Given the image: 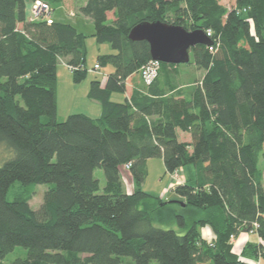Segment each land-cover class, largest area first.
Returning <instances> with one entry per match:
<instances>
[{"label": "trees", "instance_id": "1", "mask_svg": "<svg viewBox=\"0 0 264 264\" xmlns=\"http://www.w3.org/2000/svg\"><path fill=\"white\" fill-rule=\"evenodd\" d=\"M33 1L0 0V144L9 150L0 160V264L16 247L26 255L10 264H245L240 257L264 256L252 244L237 255L230 242L253 223L264 240V0H85L79 14L92 22L91 36L113 51L95 65L113 72L103 86L89 84L99 117L63 121L57 65L64 61L74 84L85 79L86 35L52 18L64 0H42L52 9L38 20L29 16ZM153 21L210 32L213 44L193 47L187 64L161 63L150 85L141 79L129 93L130 78L151 57L147 42L128 34ZM186 65L203 75L180 88L172 69ZM152 158L170 175L187 168L172 189L179 203L143 190ZM40 184L48 188L33 210ZM205 226L212 241L199 231Z\"/></svg>", "mask_w": 264, "mask_h": 264}, {"label": "rangeland", "instance_id": "2", "mask_svg": "<svg viewBox=\"0 0 264 264\" xmlns=\"http://www.w3.org/2000/svg\"><path fill=\"white\" fill-rule=\"evenodd\" d=\"M84 0H64L61 6L52 9V18L56 19L62 16L63 20L73 22L77 24L76 28L78 31L86 35L85 45H86V70L87 74L85 79L80 84H74L72 73L67 67V65L59 60L57 65V80H56V104H57V120L63 121L68 115L82 113L91 117H95L96 107H99L97 102L89 100L86 96L88 91L90 81L97 79L104 85L105 77L109 72L110 65L100 66L99 71H94L93 67L97 64V56L107 53H112L107 44H96L94 38L91 36L93 33V26L90 20H85V18L79 14V8ZM79 14V15H78ZM108 18L111 20L113 18L112 13L109 14ZM109 20V21H110ZM113 69V68H112ZM172 78L175 79V84L179 87L184 85L191 87L200 81L203 72L196 70L193 65H186L182 68L172 69ZM180 87V88H181ZM119 95H113V100H118ZM94 110V111H93ZM180 141H186L188 139H179ZM9 155V150L2 144H0V160ZM147 176L145 179V184L143 188L145 191L158 195L164 201L180 202L178 196L173 194V187L179 182L173 181L170 174L165 172L162 159L152 158L149 160ZM261 168V177L264 180V167L263 164ZM121 178L123 180L125 188L132 191L133 182L131 174L129 171L121 168L120 171ZM180 182L185 181V175L187 174V168L179 170ZM93 176L99 181V186L102 189L105 185V179L103 173L100 169H96ZM18 182L13 184L10 188L7 199L12 200L16 192H18ZM48 185L40 184L34 185L32 198L29 201V205L33 210H38L43 201L44 192L47 190ZM173 192V193H172ZM173 196V197H172ZM168 225V224H167ZM203 228V227H201ZM199 228V231L201 230ZM26 255V250L22 247H16L12 252L7 254L2 260L3 264H10L17 258H22Z\"/></svg>", "mask_w": 264, "mask_h": 264}, {"label": "water", "instance_id": "3", "mask_svg": "<svg viewBox=\"0 0 264 264\" xmlns=\"http://www.w3.org/2000/svg\"><path fill=\"white\" fill-rule=\"evenodd\" d=\"M128 39L132 42H147L152 60L172 65L187 64L190 60V51L196 45L211 47L213 44L200 29L186 31L181 26L160 21L135 25L130 30Z\"/></svg>", "mask_w": 264, "mask_h": 264}, {"label": "crops", "instance_id": "4", "mask_svg": "<svg viewBox=\"0 0 264 264\" xmlns=\"http://www.w3.org/2000/svg\"><path fill=\"white\" fill-rule=\"evenodd\" d=\"M63 3H64V1H63ZM85 3V0L83 1V3L81 4V6L83 5ZM80 6V7H81ZM109 14L110 13H108V15L107 16H109ZM79 15V14H78ZM85 18V17H84ZM113 19V18H112ZM111 19V20H112ZM85 20H89L88 18H85ZM108 20H110L109 18H108ZM110 20V21H111ZM73 25L75 26H77V24H76V22L74 23L73 22ZM75 26V27H76ZM78 27V26H77ZM78 30V29H77ZM80 32V31H79ZM108 54V53H107ZM63 61V60H62ZM64 62V61H63ZM100 70V69H99ZM98 70V71H99ZM113 72V69L111 68V67H109V72L107 73V75H109L110 73H112ZM107 75H106V77H107ZM106 77H105V79H106ZM142 87V81H141V78H140V76L139 75H134V76H132L131 78H130V80H129V89H130V91H129V93L131 92V90L132 89H140ZM88 90H89V88H88ZM87 93H88V91L86 92V96H87ZM127 96V94L126 95H122V97H121V99H119V100H123L125 97ZM95 102V101H94ZM98 104V103H97ZM98 106H99V104H98ZM95 109H96V114H95V117H93V118H96V117H99V115H100V113H101V109H100V106L99 107H96L95 106ZM94 111V110H93ZM176 133H177V138L178 139H188V140H186V142H188V141H190V139H191V137H190V134L189 133H187V132H182V131H180V130H176ZM150 160V159H149ZM149 160H147V162H146V166H147V171H148V164H149ZM145 184V183H144ZM144 184H143V186H144ZM143 186H142V188H143ZM263 189H264V180H263ZM143 190H145L144 188H143ZM173 193V192H172ZM156 194V193H155ZM174 194V193H173ZM173 197V196H172ZM200 233H201V235H202V237L205 239V240H207V241H212L213 240V232L211 231V229L208 227V226H205V227H203V228H201V230H200ZM249 245V244H252V245H254V246H261V248H263V250H264V240H262L259 236H258V234H257V232L256 231H254V232H252V233H247V232H240L239 234H238V236L237 237H235V241H234V243H233V252L235 253V254H237V255H240L241 254V252H242V250H243V248L246 246V245ZM240 259V261H242L243 263H245V264H264V256H261V255H256V256H251V255H248V257H240L239 258Z\"/></svg>", "mask_w": 264, "mask_h": 264}, {"label": "built area", "instance_id": "5", "mask_svg": "<svg viewBox=\"0 0 264 264\" xmlns=\"http://www.w3.org/2000/svg\"><path fill=\"white\" fill-rule=\"evenodd\" d=\"M30 19L38 20V19H47L51 13V8L49 4L42 0H35L30 5ZM206 35L210 38L211 33L207 32ZM161 62L157 60H150L140 69V77L145 85H150L158 76L160 70ZM100 67L98 65H94L93 70L98 71ZM130 164L125 165L126 169H129ZM179 172L171 174V178L173 181L180 182ZM258 229V224L253 223L252 230L249 233H252ZM235 236H230V242L234 243Z\"/></svg>", "mask_w": 264, "mask_h": 264}]
</instances>
